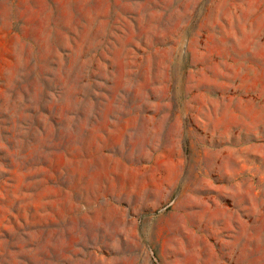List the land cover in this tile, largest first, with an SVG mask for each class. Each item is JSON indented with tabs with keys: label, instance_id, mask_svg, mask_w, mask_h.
<instances>
[{
	"label": "rangeland",
	"instance_id": "1",
	"mask_svg": "<svg viewBox=\"0 0 264 264\" xmlns=\"http://www.w3.org/2000/svg\"><path fill=\"white\" fill-rule=\"evenodd\" d=\"M0 264H264V0H0Z\"/></svg>",
	"mask_w": 264,
	"mask_h": 264
}]
</instances>
